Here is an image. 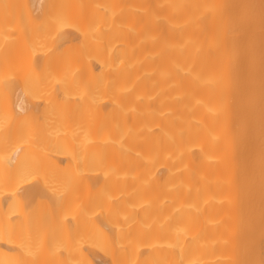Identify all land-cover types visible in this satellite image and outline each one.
<instances>
[{"label": "bare ground", "instance_id": "bare-ground-1", "mask_svg": "<svg viewBox=\"0 0 264 264\" xmlns=\"http://www.w3.org/2000/svg\"><path fill=\"white\" fill-rule=\"evenodd\" d=\"M194 2L0 0V264H264V56Z\"/></svg>", "mask_w": 264, "mask_h": 264}, {"label": "rangeland", "instance_id": "rangeland-1", "mask_svg": "<svg viewBox=\"0 0 264 264\" xmlns=\"http://www.w3.org/2000/svg\"><path fill=\"white\" fill-rule=\"evenodd\" d=\"M193 1H195L194 2V4H196V2L198 3L197 4V6L195 7L196 9H201L202 8V6H204L205 7V5L206 4H208V5H206L207 7H203V9H211L212 11H213V14L215 13V11H218V9H219V12L218 13H221L222 14V11L224 10V12L226 11V7H229V6H231L228 10V12H227V14H226V16L225 17H222V18H219V20H215L214 22L215 23H212V19H211V21L209 22V23H206L208 20H206L205 21V16L203 17V18H201L200 16H199V19H202L204 22H202L203 23V25L202 26H197V31L195 30V32L193 33L196 37H200V36H202V32L203 31H205V30H209V31H215V32H220L219 34V36H222V37H226V35L228 34V36H229V33H231V35H232V37L233 38H236V35L237 34H241L242 36H244V38H243V43L244 44H247V43H249V42H252L253 44L255 43V45H257V47L259 48V51H256V52H260V54H258V57H260V59L259 58H257V56H256V58L254 57H251V58H253L252 60H253V62L254 63H256L257 64V62L259 61L260 62V60L263 58L262 57V55L264 56V8H260L261 6H263V2L261 1V0H259V1H257V2H262L261 3V5L260 6H258V5H256L255 6V4H259V3H257V2H254V0H253V2H251V3H254V6L256 7H252V6H250V8L252 9V8H255L254 9V11L255 10H258V11H260V9L262 10L261 12H260V23H258V22H255V23H257V25L255 26L254 25V28L252 29V26H249V24H248V15L250 14V12L248 13V10H247V7H245L244 5L242 6V4H239V5H241V6H239L238 5V3H237V5L238 6H236V8H233L232 7V5H233V2L234 1H232V0H203V3H202V1L200 2L199 0H193ZM204 1H205V3L206 4H204ZM242 2H244L243 0H242ZM199 3H202L201 5L199 4ZM246 3V2H245ZM204 4V5H203ZM247 4L249 5V3H248V1H247ZM199 5L201 6L200 8H199ZM251 5V4H250ZM195 6V5H194ZM215 6H217V7H215ZM215 7V8H214ZM259 7V8H258ZM213 8L215 9V10H213ZM218 8V9H217ZM222 9V10H221ZM250 9V10H251ZM211 10H208V13H209V11H211ZM249 10V11H250ZM197 11L198 10H196V12H195V15L196 16H198L199 14L200 15H202V12H204V14H205V10L204 11H202L201 10V12L200 11H198V12H200V13H197ZM221 11V12H220ZM252 11H253V9H252ZM256 12V11H255ZM212 13V12H211ZM252 13V12H251ZM258 14H259V12H258ZM257 14V15H258ZM263 14V15H262ZM208 15H210V14H208ZM218 15V14H217ZM213 16V15H212ZM218 16H220V15H218ZM254 16V15H253ZM263 17V18H262ZM207 18H208V16H207ZM209 18H211V17H209ZM218 18V17H217ZM233 18H238L239 20H241L240 21V23H238V25H233V26H235L234 28H231V30H226V27H227V25L229 24V22L233 19ZM250 19V18H249ZM252 19V18H251ZM210 20V19H209ZM253 22H254V20H252ZM253 22H251L252 24H253ZM212 23V24H211ZM251 24V25H252ZM258 24H259V26H258ZM260 25H262V26H260ZM231 27V26H230ZM230 29V28H229ZM263 31V32H262ZM252 33H253V36H255V33H256V36H259V37H254L253 39H252V37L251 38H249L251 35H252ZM231 38V37H230ZM237 39V38H236ZM236 39H233V40H235L236 41ZM252 39V40H251ZM232 42V41H231ZM251 43V44H252ZM250 44V43H249ZM252 44V45H253ZM259 44V45H258ZM263 46V47H262ZM252 47V46H251ZM254 47V46H253ZM263 48V49H262ZM254 49V51L257 49H255V48H253ZM258 50V49H257ZM253 51V53L255 54V52ZM263 53V54H262ZM253 54V55H254ZM250 55H252L251 54V52H250ZM262 57V58H261ZM250 59V58H249ZM262 61H263V59H262ZM258 62V66L260 67V65H261V62L259 63ZM264 62V61H263ZM264 64V63H263ZM257 65H255V66H257ZM262 66V68H263V65H261ZM252 68V67H251ZM248 70H249V68H247ZM264 69V68H263ZM252 70V69H251ZM253 70H254V68H253ZM252 70V71H253ZM255 70L257 71L258 70V67H255ZM252 71L251 72H249L250 74L249 75H251V80H252V77H254V76H256L257 75V73L256 72H253L252 73ZM260 71L261 72H259V73H261V76H263V79H264V73L262 72L263 70L262 69H260ZM243 72V71H242ZM246 69H245V71H244V74L246 75ZM258 72V71H257ZM248 73V72H247ZM263 73V74H262ZM253 74H256V75H254L253 76ZM241 76V75H240ZM240 76H239V78H240ZM244 77V76H243ZM258 77H259V74H258ZM247 78V77H246ZM256 77H254V79H255ZM259 79H261V77H259ZM259 79H257V80H259ZM262 79V80H263ZM244 80V79H243ZM250 81V80H249ZM253 81V80H252ZM245 82H247L248 84H249V82L248 81H245ZM254 82V81H253ZM251 83L250 82V84L252 85V84H255V82L254 83ZM263 82H264V80H263ZM263 82H261V80H260V83H257L256 82V87H257V85L258 84H261V85H258L259 86V88H260V86H262V85H264V83ZM263 87V86H262ZM261 87V88H262ZM258 88V87H257ZM260 88V89H261ZM260 89H257V91L259 92V93H261L263 90H260ZM261 92H260V91ZM263 93H264V91H263ZM263 93H261V95L263 94ZM256 94V95H255ZM254 95H251L250 97H248V96H246V97H248L249 99H253L254 100V96H256V97H258V96H261L260 94H258L257 92L255 93ZM258 94V95H257ZM261 97H263L264 98V96L262 95ZM260 97V98H261ZM248 98H245V99H243V100H246V99H248ZM259 98V97H258ZM257 99V98H256ZM262 99V98H261ZM261 99H259V100H261ZM248 101V100H247ZM258 101V100H257ZM256 101V103L258 104V102ZM263 101V100H262ZM249 102H250V100H249ZM251 102H252V100H251ZM250 102V103H251ZM255 103V102H254ZM256 103L254 104V105H256ZM259 105H261V104H259ZM259 105H257V106H259Z\"/></svg>", "mask_w": 264, "mask_h": 264}]
</instances>
